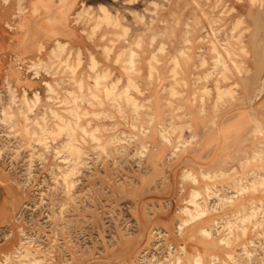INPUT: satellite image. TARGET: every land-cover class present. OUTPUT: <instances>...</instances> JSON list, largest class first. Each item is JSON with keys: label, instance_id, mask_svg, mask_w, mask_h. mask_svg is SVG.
Segmentation results:
<instances>
[{"label": "rangeland", "instance_id": "obj_1", "mask_svg": "<svg viewBox=\"0 0 264 264\" xmlns=\"http://www.w3.org/2000/svg\"><path fill=\"white\" fill-rule=\"evenodd\" d=\"M100 1L106 6L84 3L72 19L98 42L89 65L68 48L44 58L42 13L5 58L0 177L23 203L0 230V262L10 253V264H189L199 254L200 264H264V0ZM6 7L0 0V12ZM6 26L16 30L12 20ZM39 56L49 65L33 66ZM14 71L37 81L30 102L34 90L41 99L27 115L4 116V106L27 108ZM217 85L234 98L219 97ZM234 121L247 144L217 167L196 163L213 154L202 148L201 125ZM201 170L218 171L205 178ZM207 185L198 202L209 214L181 226L179 208ZM238 190L245 198L233 197Z\"/></svg>", "mask_w": 264, "mask_h": 264}, {"label": "crops", "instance_id": "obj_2", "mask_svg": "<svg viewBox=\"0 0 264 264\" xmlns=\"http://www.w3.org/2000/svg\"><path fill=\"white\" fill-rule=\"evenodd\" d=\"M55 1L57 2L58 0ZM70 1L71 3H73L72 0ZM32 2L33 0H30V2L26 3V15L28 16V21L25 27L33 24V18L35 15H32L31 13ZM84 3H86L90 7H97L100 5L106 6L105 3L100 0H75V2L73 3L75 5L74 11L69 20L70 29L63 30V36L61 34L57 37H50L49 34L54 30V28H57L59 24H49L45 18L42 20L40 29L46 35V38L42 42V44L46 45L44 58H50L52 56V50L56 45L55 42L56 40H60L62 42H67L69 44V49L72 48V51L76 56L81 53L83 56L82 60L85 59V65L90 64L91 56L95 55L96 50L99 48L98 42L90 38V28L86 27L85 24H79L76 23V20H72L73 18H75V13L77 12V10H79L81 5H83ZM10 8L6 7L2 10V12H0V76H4V66L7 63V60L5 58H7L8 55H12L16 47L23 46L26 37L25 28H17L14 32L8 30L6 26L7 22L11 20L12 13L16 12L17 5L15 4L14 6L12 4V7ZM47 14H49V12ZM19 21V18L16 19L15 25H18ZM59 29L62 30L60 26ZM44 82L45 81H43V83ZM34 88H37V83L35 84ZM237 117L238 115L236 116V118ZM235 127V121L224 123L221 127L202 124L200 127L201 129L199 130V137L203 141L201 143L202 148L206 150V152L210 151L213 154L211 155L212 158H208L206 157L205 152H203V157L196 159L195 162H205V160L211 159L209 163L213 164L214 167H217L219 166L218 164L221 163L224 154H230L240 151L241 148L247 144L245 136L246 130L241 131L236 129ZM197 153V150H193L192 152H190V155L195 156ZM185 164L186 163L184 162V166ZM22 203L23 196L21 192L9 182L7 177H0V230L4 229L6 226L14 225V218L22 207ZM6 245L7 244L0 245V251L4 249Z\"/></svg>", "mask_w": 264, "mask_h": 264}, {"label": "bare ground", "instance_id": "obj_3", "mask_svg": "<svg viewBox=\"0 0 264 264\" xmlns=\"http://www.w3.org/2000/svg\"><path fill=\"white\" fill-rule=\"evenodd\" d=\"M73 3L75 2V0H72ZM242 1V0H241ZM3 2L6 4L7 7H12V3H11V0H3ZM21 2H23L22 4H19L17 5V9H16V13L13 12L12 13V16H11V20L15 23L16 22V19L17 18H20V21L18 23V25H16V29L19 28V29H23L25 28L26 26V23L28 21V16L26 14H23L25 11L27 12V7L25 5V0H22ZM71 3L70 0H58L57 2L55 0H33L32 2V8H31V13L32 15H38L39 13H42L45 17L44 18H48L47 19V22L49 24H59V26L62 28L59 29V26L57 28H54V30L52 32H54V35L52 37H57L58 35H61L63 32V30H66V29H70L69 27V20H70V16H72V13L74 11V7L75 5ZM2 6V5H1ZM15 6V5H14ZM82 6V5H81ZM105 7V6H103ZM11 9V8H10ZM85 11V10H84ZM107 11V9H106ZM20 12H23V13H20ZM49 12V14H47ZM23 14V15H21ZM75 17H77V22H78V19L81 18L84 14L83 10L79 9L77 10V12L75 13ZM110 16V15H109ZM90 17V16H89ZM93 18V17H92ZM91 19V18H90ZM95 19V18H94ZM36 20V19H35ZM92 20V19H91ZM241 20L239 19V22ZM76 22V23H77ZM8 23V22H7ZM75 23V24H76ZM16 24V23H15ZM10 26V24H8ZM238 25V23H237ZM11 28V26H10ZM15 28V27H12V29ZM73 32V31H71ZM70 35V34H69ZM67 35V36H69ZM76 35V34H75ZM63 36V34H62ZM71 37V36H70ZM69 37V38H70ZM242 40V39H241ZM240 42H243V40ZM55 47L53 48L52 50V53L57 49L59 48L60 50H63V49H66L68 48L69 50V53H72V48L69 49V44L67 42H62L60 40H56L55 42ZM243 45V44H242ZM45 45L44 44H40L39 47H38V51L43 54V49H45L44 47ZM242 50L245 51V53L247 54L248 53V50L246 49L245 45L242 46ZM58 52V51H57ZM66 52V51H65ZM229 52L231 53V50H229ZM55 54V53H54ZM245 54V55H246ZM187 55V54H186ZM94 57V55H93ZM187 57V56H186ZM52 58V57H51ZM95 60V59H94ZM175 60V59H174ZM48 64V61L46 62L41 56L38 57V60L37 61H34V64L33 66H40L41 65H46ZM49 65V64H48ZM30 69V68H29ZM33 70V69H32ZM237 72L239 73V71L237 70ZM37 76H39V73H36ZM17 76V78L19 79V81H22L23 82V85L21 83L20 87L22 88V93H21V96H20V101H22L23 105H26V111H23L19 105L17 107V110L16 111H7L6 108H1V114L6 116L7 114H10V115H13L15 116L16 114H22V115H27L25 114L26 112H30V111H33V107L37 104L38 101H40L41 99V96H40V92L38 90H34L33 92V95L32 97H34V100H31L32 102H30L29 100V91L31 90L32 91V88H34L35 84L37 83H34L33 81H29L25 78L22 77V73L21 72H12L9 76L10 78L12 79L13 76ZM9 76L8 78H6L4 84L5 86L7 87H10L11 85V80L9 79ZM15 78V77H14ZM160 78V77H159ZM19 84V83H18ZM17 85V84H16ZM44 85L48 88V92H53L55 91L54 90V87L53 85L48 82V81H45L44 82ZM14 86V85H13ZM15 87V86H14ZM19 87V86H18ZM8 91V89H7ZM47 91V90H46ZM15 92H17L15 89H12V93L14 94ZM217 92L219 93V97H221L222 94H230L231 95V98L233 99L234 98V93L232 91L231 88L228 87L227 88H224L220 85H217ZM10 93V92H9ZM12 94V95H13ZM11 96V95H10ZM56 98V97H55ZM17 99V98H16ZM49 99V98H48ZM12 100V99H11ZM9 102H11L9 100ZM51 102V101H50ZM135 102V101H134ZM12 103V102H11ZM21 105V104H20ZM9 106V105H7ZM137 106V105H136ZM1 107V106H0ZM8 108V107H7ZM9 109V108H8ZM17 112V113H16ZM52 112L54 114H56L59 118L62 119V117L60 115L57 114V112L55 110H52ZM33 113V112H32ZM1 119V118H0ZM25 119H29L28 117L25 118ZM37 121V120H36ZM26 124V123H25ZM258 130L261 132L264 130V128L262 127V124L260 121H258ZM46 126V125H45ZM59 129H66V128H72L71 127V124L70 123H66V122H62L61 124H58L57 125ZM44 128V127H42ZM81 128V127H80ZM32 129V128H31ZM29 131V130H28ZM74 133V132H73ZM75 139V138H74ZM264 145V144H263ZM261 146V144H260ZM259 146V147H260ZM258 148V147H257ZM72 149H74L73 145H72ZM260 149V148H259ZM263 150V149H262ZM77 151V150H76ZM252 151V150H250ZM249 151V152H250ZM255 151V150H254ZM248 152V151H247ZM248 152V154H249ZM256 152V151H255ZM78 153V152H77ZM76 153V154H77ZM77 158V157H76ZM79 159V158H78ZM249 160V159H248ZM75 161V160H74ZM78 161V160H77ZM83 161V160H82ZM246 158L245 159H242L240 162L241 164L243 162H246ZM75 167V166H74ZM77 168V167H76ZM259 168V167H258ZM223 170V173H226L227 171L229 170H226L224 168H222ZM190 171V170H188ZM202 172V175L205 177V178H214L216 177V171H211V170H201ZM70 173V171H69ZM257 174V173H256ZM259 179V178H258ZM241 182V181H240ZM254 182V181H252ZM194 183H198V178L197 176H194ZM245 183V182H244ZM71 184V183H70ZM260 184V183H259ZM256 186V185H254ZM210 186H205V187H201V188H193L192 190V193H191V198L189 200H187L185 202V204H183L180 208H179V213L183 216V218L181 219V226H186V225H189L191 223H196L197 221L200 222L201 220L204 221L203 219H205V217L207 216V214H209L210 210H205L201 207V203L198 202V200L202 197V191L205 192L207 195L210 194L209 190H210ZM254 189V188H253ZM256 189V188H255ZM254 189V190H255ZM244 191V189H243ZM218 196V194H217ZM256 196V195H255ZM234 198L236 197H244L245 198V195L243 194V192H240L238 190L237 192V195L235 194V196H233ZM232 198V202L231 203H234L233 202V199ZM224 200H226L227 198H222ZM264 198H261L260 201L261 202H264L263 201ZM256 201L255 198H252L246 205L243 206V208L241 209H244L246 206L248 205H252L254 202ZM260 202V203H261ZM205 208V207H204ZM239 209L238 211H235V213H238L240 212ZM259 211V210H258ZM261 211V210H260ZM244 212V211H243ZM245 213V212H244ZM247 214V213H246ZM186 215H189L188 218H184V216ZM248 215V214H247ZM264 217V215H263ZM207 220V219H206ZM207 229L206 228H202V232H206ZM3 256V260H1L0 264H10V258H11V255L10 253H5ZM36 258V257H35ZM33 257V259H29L27 263L25 264H43V262H41L40 260L38 259H35ZM22 260V259H21ZM110 260V259H109ZM107 261V260H106ZM177 264H181L183 263V260L179 259V262L176 261ZM201 263V256L199 254H195L194 255V260L189 262V264H200Z\"/></svg>", "mask_w": 264, "mask_h": 264}]
</instances>
